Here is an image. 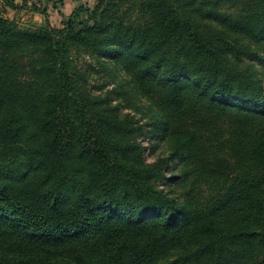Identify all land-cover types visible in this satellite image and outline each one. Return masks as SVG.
Segmentation results:
<instances>
[{"label": "trees", "instance_id": "16d2710c", "mask_svg": "<svg viewBox=\"0 0 264 264\" xmlns=\"http://www.w3.org/2000/svg\"><path fill=\"white\" fill-rule=\"evenodd\" d=\"M18 1L0 0V264H264V0H75L36 29L6 16ZM82 54L113 88H88Z\"/></svg>", "mask_w": 264, "mask_h": 264}, {"label": "rangeland", "instance_id": "374dc122", "mask_svg": "<svg viewBox=\"0 0 264 264\" xmlns=\"http://www.w3.org/2000/svg\"><path fill=\"white\" fill-rule=\"evenodd\" d=\"M52 1L48 2L47 0H31L23 7L21 6L19 9L13 10L11 8H7L5 13L7 17L11 19H15L22 27H26V28L36 29L43 25H47V23L53 26H60L64 15L70 14L74 9V7L78 4V2H76L75 0H64V5L62 6L60 5V7H55ZM83 1L84 3H87L91 6H94L96 3V0H83ZM18 2L21 3V0ZM46 3L48 5L47 14H43L34 9L35 6L39 8H43V5H45ZM78 59L81 66H83L85 70L92 72L87 84L88 88L92 92L103 93L115 86L113 78L109 77L104 72V70H101L100 67L96 65L95 59L91 58L86 54L80 55ZM91 64L92 66L96 65L95 71H91L92 70L90 67ZM120 78L121 75L119 76V80ZM115 98H117L115 102L120 100V98L118 97ZM122 102L125 101L123 100ZM123 109L125 111L134 112V110L130 108H123ZM148 143H149V139L144 140V145H147V147H148ZM157 153H159V149L152 152L148 147L144 151L143 156L146 161L151 162L155 159ZM172 171H173V167L169 169L167 173L170 174ZM166 185L167 187L171 186L168 181L166 182Z\"/></svg>", "mask_w": 264, "mask_h": 264}]
</instances>
